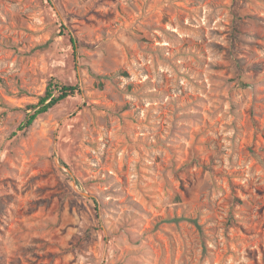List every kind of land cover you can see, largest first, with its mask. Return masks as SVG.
Masks as SVG:
<instances>
[{
	"label": "rangeland",
	"instance_id": "obj_1",
	"mask_svg": "<svg viewBox=\"0 0 264 264\" xmlns=\"http://www.w3.org/2000/svg\"><path fill=\"white\" fill-rule=\"evenodd\" d=\"M0 264H264V0H0Z\"/></svg>",
	"mask_w": 264,
	"mask_h": 264
},
{
	"label": "trees",
	"instance_id": "obj_2",
	"mask_svg": "<svg viewBox=\"0 0 264 264\" xmlns=\"http://www.w3.org/2000/svg\"><path fill=\"white\" fill-rule=\"evenodd\" d=\"M80 91L78 85L65 84L60 79L51 77L44 93L40 96L39 101L28 105V109H31L32 111L28 113L27 119L24 122V125H22V128L26 129L31 127L40 114L48 112L68 97L79 94ZM65 166L68 167V165ZM194 222L197 223L196 221Z\"/></svg>",
	"mask_w": 264,
	"mask_h": 264
}]
</instances>
